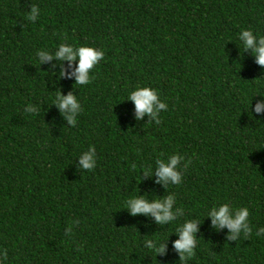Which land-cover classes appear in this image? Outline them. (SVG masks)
<instances>
[{
    "label": "trees",
    "instance_id": "obj_1",
    "mask_svg": "<svg viewBox=\"0 0 264 264\" xmlns=\"http://www.w3.org/2000/svg\"><path fill=\"white\" fill-rule=\"evenodd\" d=\"M33 4L35 22L27 19ZM245 28L264 35V0H0L6 264H182L172 232L186 219L200 224L184 264H264V236L255 234L264 227V113H251V100L264 94V66L243 52ZM64 42L104 50L89 84L60 76L75 63L38 64V49ZM145 85L168 105L158 125L147 115L137 121L127 100ZM56 90L80 98L75 126L52 104ZM90 145L97 165L80 171L78 156ZM176 153L187 162L181 184L143 174ZM138 193L173 194L183 215L163 225L133 216L125 201ZM224 202L250 209L251 234L231 240L226 227L212 226L207 211Z\"/></svg>",
    "mask_w": 264,
    "mask_h": 264
},
{
    "label": "clouds",
    "instance_id": "obj_2",
    "mask_svg": "<svg viewBox=\"0 0 264 264\" xmlns=\"http://www.w3.org/2000/svg\"><path fill=\"white\" fill-rule=\"evenodd\" d=\"M39 15L40 8L33 4L27 19L35 22ZM238 40L243 45V52L251 50L255 62L260 66H264V35H260L250 28H245L239 32ZM104 55L103 49L93 45H74L67 42L55 46L54 50L44 47L38 49L36 52L39 65L53 59L60 62L68 61L70 65L75 63L72 72L68 73L65 68L61 67L59 74L61 77L66 74L69 77H74L75 85L80 86L90 83L93 78V70L104 58ZM52 74L55 73L53 72ZM53 83L55 84V81ZM55 92L56 95L52 100V104L58 107L60 113L67 121V125L75 126L83 110L80 98L74 91H69L67 94H64L61 90H56ZM258 94L262 98L257 100L254 106L253 99L251 100V113L254 114L264 113V94L258 92L254 97ZM127 100H130L134 105L133 116L137 121L147 115L149 117L148 122H155L157 125L161 123V111L166 110L168 107L167 103L160 98L158 90L148 85L135 87L128 94ZM25 111L36 113L38 109L34 105H29ZM78 157V170L90 171L95 169L97 156L94 145H90ZM182 160H184V157L179 153L158 158L155 161L154 171L150 165L144 170L143 174L146 176L155 175L156 182L166 187H169V185H179L183 182L182 169L187 166V162L183 165L181 164ZM124 209H127L133 216L138 214L149 216L157 224L161 225L170 224L176 221L178 216L183 215V210L176 207V197L173 194L165 195L162 198H150L147 194L140 195L138 193L125 201ZM206 216L211 217V224L214 228L222 229L226 227L229 230L228 237L231 240H237L241 234L247 236L252 232V226L249 221L250 209L248 207L236 208L229 202L213 204L208 209ZM199 224V220L186 219L183 224L177 226L172 232L178 236L177 239L172 241V246L179 254V260L182 264L195 253L198 243L197 233L199 231ZM66 231H72L71 225H69ZM255 234L257 236H264V227L258 228ZM144 244L148 249L157 248V242L152 239L146 240ZM157 250L158 253L166 252L167 244L160 245ZM6 261L7 252L5 251L0 253V264H6Z\"/></svg>",
    "mask_w": 264,
    "mask_h": 264
}]
</instances>
